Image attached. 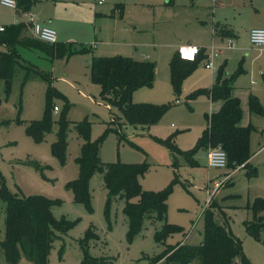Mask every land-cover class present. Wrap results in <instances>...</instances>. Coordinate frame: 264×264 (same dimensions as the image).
I'll return each mask as SVG.
<instances>
[{"label": "rangeland", "instance_id": "obj_1", "mask_svg": "<svg viewBox=\"0 0 264 264\" xmlns=\"http://www.w3.org/2000/svg\"><path fill=\"white\" fill-rule=\"evenodd\" d=\"M31 1L44 13L50 14L52 20L61 22L64 40L57 41L59 43L73 42L90 47L99 56H121L131 60L147 56L146 61L155 66L153 83L150 88L135 91L131 102L168 106L148 131L121 125L118 129L123 139L118 141L114 133L107 132L109 115L118 116V113L108 111L100 102L99 88L88 78L91 53L51 60L37 49L16 48L20 61L37 72L47 74L51 79L50 85L63 97L50 99V111L52 107L56 108L55 113L50 112L51 120L56 121L64 115L71 123L66 133L64 161L60 164L50 153L55 125L38 143L24 133L25 125L40 119L43 114L46 83L34 74L27 76L19 68L14 71L7 93L3 81H0V177L6 190L19 197L40 196L57 201L59 204L51 207L53 217L76 220L66 233L55 234L46 264H79L81 251L78 241L87 229L98 237L96 241L87 242V253L98 264L102 257L111 259L112 264H148V259L163 249L152 239L158 224L153 226L147 221L139 235L130 243L125 241L127 226L121 212L122 201L113 200L107 215L103 214L106 191L101 175H93L88 183L89 213L82 205L72 202L71 194L64 186L76 178L74 159L81 144L72 124L83 119L89 123L90 141L101 138L98 150L101 163L147 164V170L139 180L143 191L156 192L170 186L166 221L180 227L182 232L168 237L165 244H199L202 239L201 212L211 203L225 213L227 226L240 242L244 257L251 264H264L262 240L246 234L243 227V223L251 219L247 206L256 198L264 199V46L260 50L252 49L242 37L244 54L241 68L244 73L233 83L232 95L239 101L240 124L251 127L248 140L250 158L246 166L209 169L206 168L205 149L196 151L190 161L193 165H190L182 156L173 155L154 140H165L174 135V145L179 152L191 151L205 127V116L218 111L221 106L220 101L210 102L204 95H191L213 85L209 86L213 71L204 69V58L181 82L177 96L173 95L169 83L168 63L176 51L174 45L196 44L193 29L198 23L194 18L204 10L198 0H106L102 6H94L93 0H76L75 5L54 0ZM245 11L250 10L245 8L238 12L242 15ZM29 12L36 20L32 10ZM13 19L14 10L0 5V25L6 26ZM209 44L210 38L206 45H199L205 49V57L210 55ZM2 50L4 47L0 46ZM239 59H229L228 67L235 69ZM214 63L211 62L212 66ZM214 70L213 78L216 67ZM250 83L253 84L252 90L248 89ZM249 96L256 99L262 114H249ZM111 121L117 127L115 118ZM248 168L254 170V175H244ZM213 219L222 224L217 209ZM2 237L3 204L0 203V240ZM0 264H5L1 250ZM18 264L31 263L21 258Z\"/></svg>", "mask_w": 264, "mask_h": 264}, {"label": "trees", "instance_id": "obj_2", "mask_svg": "<svg viewBox=\"0 0 264 264\" xmlns=\"http://www.w3.org/2000/svg\"><path fill=\"white\" fill-rule=\"evenodd\" d=\"M15 11L18 14L28 11L33 4L31 0H13ZM0 81L4 83L7 93L10 81L16 68L42 79L46 85V105L40 119L30 121L24 127V133L33 142H40L44 135L55 125L54 141L50 144L51 155L62 164L66 147V133L71 123L64 115L52 121L49 101L53 96H60L50 85V77L42 72L33 70L19 59L17 47L37 49L49 59L60 58L72 54L91 53L90 47L68 42L46 44L36 39L23 36L28 26L23 23H14L0 26ZM226 35V34H223ZM204 56L199 50L195 61H182L174 53L168 63L169 83L173 95L177 96L180 84L194 69L197 62ZM154 64L148 61H136L121 56L94 57L91 56L87 69L89 81L99 88L98 98L109 110H115L118 116L109 121L107 132L114 133L118 141L123 139L119 127L127 124L147 130L157 123L167 111L168 106L152 104H133L131 96L140 88H150L154 78ZM243 73L241 64L229 75H225L222 67L215 72L213 85L205 90L191 94L204 95L211 101H220L218 111L205 116V127L197 139L194 148L187 152H179L174 145V135L165 140L154 139L155 142L166 147L173 155H179L190 162L191 157L199 149H209L219 146L225 154L226 169L241 165L246 166L250 154L248 140L251 127H240L239 101L230 96L235 79ZM66 109L68 105L64 102ZM249 114H262V111L252 96L248 97ZM73 130L81 140L78 156L74 159L77 169L76 178L65 184L64 188L70 192L72 202L82 205L86 212H90V195L88 183L90 178L101 175L102 185L106 191L103 214L107 215L108 206L113 200L122 201L121 212L126 222L125 241L130 243L144 228L147 221L154 228L152 239L161 244V252L150 259L148 264H251L243 255L240 242L232 235L225 214L211 203L201 212L202 239L197 245L178 242L173 245L165 244L168 237L181 233L178 226L166 221V199L170 186L156 192L143 191L139 180L147 170V164L101 163L98 157L101 138L90 141L89 123L83 119L72 124ZM193 165V162H190ZM38 169L36 165H32ZM246 177L254 175V170L248 168ZM136 199L135 202H131ZM0 203L3 204V237L0 240V250L5 264H18L21 258L31 264H46L52 241L55 234H64L70 230L76 220L68 221L64 218L55 219L51 207L59 202L40 196L19 197L9 193L0 177ZM219 213V224L213 219L214 210ZM247 209L251 219L243 223L246 234L256 240L261 239L264 244V199L256 198ZM107 219V218H106ZM109 227V222L107 221ZM97 235L87 229L78 241L81 251L79 264H98L87 253V242L96 241ZM99 264H112L108 258H100Z\"/></svg>", "mask_w": 264, "mask_h": 264}, {"label": "crops", "instance_id": "obj_3", "mask_svg": "<svg viewBox=\"0 0 264 264\" xmlns=\"http://www.w3.org/2000/svg\"><path fill=\"white\" fill-rule=\"evenodd\" d=\"M77 1H82V0H77ZM93 2H94V0H93ZM68 3L75 5L76 0H73L72 2H68ZM104 3H106V1ZM197 3L202 8H204V10L201 11L199 13V15L194 18L195 21L198 23L197 27L195 29H193V32L197 37L196 44H185V45H193V46L198 47L201 50L202 55L204 56L203 50H205V49L199 45H206L207 40L209 38H210L209 46H214L213 44L215 43V44H218V46L222 45V47H223L224 41L226 39H231L234 43L233 48H231V49H225L224 48L223 49L222 47H219V48H221L219 55L216 59L213 60L215 62L214 65L216 67V70L218 68L222 67L225 75H229L236 69V67L239 63L241 64L243 62V58H241V57H243V54H244V48H243L242 43H241L242 37L246 38V40L248 42V31L249 30H251V29H262V30H264V0H230V2H228V0H198ZM32 5L28 9V11L32 10V12L34 13V15L36 17L35 21L37 22V24L40 26H45V27H48V28L54 30L56 33V42L64 40V38L62 36V24H61V22H56V21L52 20V18L50 17V14L44 13V11L40 7L34 6V5L32 6ZM47 5H48V3H47ZM102 5H100V6H102ZM94 6H97V5H95V2H94ZM245 8H248V10H250V11H245L244 13H242V15H240L238 11H240V9L245 10ZM14 23H23V25L27 26L24 23L21 15L18 14L15 10H14V19L12 20V22L10 24H14ZM223 34H226V35H223ZM23 36L35 39L33 37L32 33L30 32L29 27H27V29L23 32ZM248 44H249V42H248ZM178 45H182V44L174 45L173 49L175 50L176 46H178ZM249 46H250V44H249ZM263 51H264V47H263ZM92 53H93V55H92ZM91 56L109 57V56L96 55L92 51H91ZM142 57H143L142 59L136 60V61H146L147 60V56L143 55ZM238 57H240V59L236 63L235 69H230L228 67V64H229L228 60L229 59H231V60L236 59ZM205 59H206V57L204 56V60ZM85 63H87V62H85ZM214 65H213V69H211V70H207L205 68L204 69L209 71V72H211V71L214 72L215 71ZM213 72L211 73V80H210L209 86L211 85V83L213 84V82H214V78L212 76ZM243 73H244V71H243ZM252 88H253V84L252 83L248 84V89L252 90ZM233 89H234V87L232 88L230 95L232 96V98H236L235 96L232 95ZM134 92H133V94H134ZM206 98L210 102H213L208 97H206ZM220 104H221V102H220ZM105 107L107 108L108 111H110L107 106H105ZM116 117L117 116H113L111 113L109 115V121H111V119L116 118ZM238 125L240 127H243L240 124V121H239ZM150 127H152V126H150ZM150 127L147 129V131L150 129ZM140 179H142V178H140Z\"/></svg>", "mask_w": 264, "mask_h": 264}, {"label": "built area", "instance_id": "obj_4", "mask_svg": "<svg viewBox=\"0 0 264 264\" xmlns=\"http://www.w3.org/2000/svg\"><path fill=\"white\" fill-rule=\"evenodd\" d=\"M59 2H72L73 0H54ZM106 0H94L95 5L100 6ZM0 5L9 9L15 10V3L13 0H0ZM21 17L23 18L24 23L29 27L30 32L33 37L43 43L53 44L56 42V33L54 30L45 27L39 26L35 21L34 16L29 12H22ZM2 27H0V31ZM248 42L250 47L255 50H260L264 46V30L262 29H251L248 32ZM234 43L231 39H226L224 41L223 48L231 49ZM199 48L193 45H180L176 48V55L182 61L193 62L196 59V56L199 53ZM220 48L214 46L210 47V55L206 57L203 67L207 70L213 69L211 62L216 59L219 55ZM177 103V100L175 101ZM53 113L56 112V108L53 107ZM206 167L209 169L222 170L225 168L226 159L225 154L219 146L209 148L206 150Z\"/></svg>", "mask_w": 264, "mask_h": 264}]
</instances>
